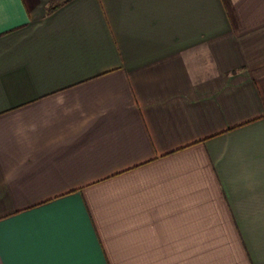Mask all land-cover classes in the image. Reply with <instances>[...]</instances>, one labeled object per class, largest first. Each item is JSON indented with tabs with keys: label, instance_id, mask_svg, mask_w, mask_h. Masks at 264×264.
Segmentation results:
<instances>
[{
	"label": "crops",
	"instance_id": "obj_1",
	"mask_svg": "<svg viewBox=\"0 0 264 264\" xmlns=\"http://www.w3.org/2000/svg\"><path fill=\"white\" fill-rule=\"evenodd\" d=\"M0 0V264H264V0Z\"/></svg>",
	"mask_w": 264,
	"mask_h": 264
},
{
	"label": "trees",
	"instance_id": "obj_2",
	"mask_svg": "<svg viewBox=\"0 0 264 264\" xmlns=\"http://www.w3.org/2000/svg\"><path fill=\"white\" fill-rule=\"evenodd\" d=\"M63 1L64 0H53L54 5L51 6L50 10L55 9L59 5V3L61 4V3H63Z\"/></svg>",
	"mask_w": 264,
	"mask_h": 264
}]
</instances>
